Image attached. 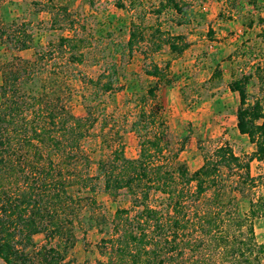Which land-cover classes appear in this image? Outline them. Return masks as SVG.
Wrapping results in <instances>:
<instances>
[{"label":"trees","instance_id":"16d2710c","mask_svg":"<svg viewBox=\"0 0 264 264\" xmlns=\"http://www.w3.org/2000/svg\"><path fill=\"white\" fill-rule=\"evenodd\" d=\"M92 6V0H85ZM122 8V0H114ZM37 11L50 16V27L72 25L64 6L51 1L31 2ZM181 13L178 0H158L156 15ZM15 50L32 45L25 25L0 21V39ZM145 44L150 52L166 47L180 56L188 47L181 34L170 35L157 26L144 24V13L134 14L128 23L124 48L128 53ZM83 40L74 35L59 37L52 50L67 54L70 62L81 61ZM47 52L35 54L33 62L6 64L0 68V261L3 264H78L70 257L75 245L74 227L80 211L97 208L100 189L115 200L123 194L128 207L118 208L110 220L106 240L112 264H264V243L253 233V221L264 218V196L248 201L240 213L231 194H226L220 172L232 178L229 189L241 196L257 183L249 171V160L237 156L222 143L212 150L202 146L201 164L188 171L177 161L179 148L172 152L167 126L156 101L160 85H170L169 62L149 63L142 71L154 82L138 99V110L129 130L136 139L134 158L124 155L121 137L108 154L99 157L90 171L91 160L83 148L97 121L92 107L74 117L51 96L26 97L28 68ZM146 55L145 52H142ZM50 57V54L47 56ZM23 66H22V65ZM21 65V66H18ZM104 76L88 80L95 89L112 90ZM215 66L209 82L220 81ZM251 79L264 85V67L247 73L230 74L228 89L237 96L235 129L264 156V100H248ZM103 131L102 126L99 129ZM260 179V178H259ZM100 183V185H99ZM155 201V202H154ZM41 234L43 244L32 248V236Z\"/></svg>","mask_w":264,"mask_h":264},{"label":"rangeland","instance_id":"374dc122","mask_svg":"<svg viewBox=\"0 0 264 264\" xmlns=\"http://www.w3.org/2000/svg\"><path fill=\"white\" fill-rule=\"evenodd\" d=\"M40 1L64 6L73 20L72 25L61 23L62 29L50 27L49 14L37 11L32 0H0V21L5 25L24 24L32 38L31 47L22 51L13 49L6 38L0 39V68L6 64L33 62L37 52H47L45 58L36 59L28 68L30 79L24 92L27 98L51 96L74 117L84 115V106L94 109L97 121L91 135L82 143L90 157L92 173L95 161L107 155L117 142L115 133L121 137L124 155L135 157L136 139L129 127L138 110L139 97L154 82L142 69L149 63L161 67L169 62L172 82L158 87L156 101L167 126L172 152L186 137L177 161L191 172L201 164L199 146L212 150L226 143L237 156L250 159V175L258 179L241 196L229 189L232 178L221 170L226 194H231L241 214L250 199L264 196V156L255 155L246 137L237 133L238 100L228 89L231 73H247L253 67H264V0H178L181 5L178 15L170 11L153 13L158 0H122V8L114 0H92V6L85 0ZM139 12L144 13L145 25L157 26L170 35H183L188 44L186 50L174 57L166 47L150 52L142 44L141 51L134 49L128 53L124 48L128 23ZM70 35L83 40L80 62H69L65 52L52 50L59 37ZM215 66L221 71V79L209 82ZM99 76H104L102 82L107 80L113 89L103 93L88 83ZM247 94L249 101L264 100V85L251 79ZM95 197L98 205L95 211L81 209L80 221L74 227L76 242L70 257L78 264H112L106 243L110 220L116 209L128 207L123 194L113 200L99 189ZM252 228L255 240L264 243V218L255 219ZM42 244L43 236L33 235L32 248L28 250ZM0 264L3 263L0 261Z\"/></svg>","mask_w":264,"mask_h":264}]
</instances>
